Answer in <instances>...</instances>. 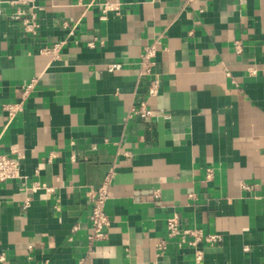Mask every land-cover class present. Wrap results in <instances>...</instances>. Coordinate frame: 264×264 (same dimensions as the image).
Listing matches in <instances>:
<instances>
[{"label": "crops", "instance_id": "crops-1", "mask_svg": "<svg viewBox=\"0 0 264 264\" xmlns=\"http://www.w3.org/2000/svg\"><path fill=\"white\" fill-rule=\"evenodd\" d=\"M106 3L118 10L103 17ZM155 42L150 96L140 61ZM141 99L153 117H129ZM14 149L23 178L0 181V264H264V0L0 3V151ZM111 167L108 237L89 251L87 192ZM172 216L222 239L199 243L196 263L168 237Z\"/></svg>", "mask_w": 264, "mask_h": 264}, {"label": "built area", "instance_id": "built-area-1", "mask_svg": "<svg viewBox=\"0 0 264 264\" xmlns=\"http://www.w3.org/2000/svg\"><path fill=\"white\" fill-rule=\"evenodd\" d=\"M11 2L13 0H0L2 2ZM118 10L117 5L106 3L103 9V17L107 11ZM24 12L20 9L12 14V18L22 19L24 28L29 32H35L37 23L33 18L24 17ZM63 42L55 43L50 48H45L44 51L51 53L54 57H58L59 48ZM237 52H242V43L236 41ZM157 52L156 42L144 47L141 54L140 61V77H146L147 92L148 95L154 96L160 91L161 79L159 75L154 71L156 64L155 57ZM120 64L109 65V71H114L120 68ZM37 80L32 79L29 83L24 86V94L29 93L33 90ZM24 109V102H9L3 105V110L6 114L8 121L13 120L17 114L22 112ZM155 115V111L148 106L146 100L141 99L138 104H135L130 109L129 117L138 116L144 119L151 118ZM24 158V153L18 149H14L11 153H3L0 151V181H6L10 179L23 178L21 175V161ZM115 170L111 167L102 183L98 187H92L88 190L87 195L91 203V209L89 213L90 219V233L88 235V249L93 250L94 244L99 241H104L108 237V227L111 219L106 209L107 201L110 198V189L115 177ZM207 177H211V172H208ZM45 187L43 184L35 183L33 190ZM167 235L170 239H177L179 247H189L194 249L195 261L200 263L203 260V251L198 247L199 243H213L220 241L222 236L218 233H204L201 229L197 228H184L180 226V222L176 216L169 217L166 223ZM160 250H165V241L160 242L158 245ZM5 260V255L0 253V261Z\"/></svg>", "mask_w": 264, "mask_h": 264}]
</instances>
